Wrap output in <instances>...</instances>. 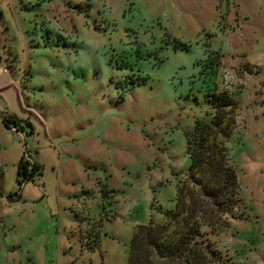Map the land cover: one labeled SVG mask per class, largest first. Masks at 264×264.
I'll return each mask as SVG.
<instances>
[{
  "label": "rangeland",
  "instance_id": "rangeland-1",
  "mask_svg": "<svg viewBox=\"0 0 264 264\" xmlns=\"http://www.w3.org/2000/svg\"><path fill=\"white\" fill-rule=\"evenodd\" d=\"M0 55V264H126L175 206L213 81L241 199L204 228L207 264H264V0H0ZM22 156L43 173L20 186Z\"/></svg>",
  "mask_w": 264,
  "mask_h": 264
},
{
  "label": "trees",
  "instance_id": "trees-1",
  "mask_svg": "<svg viewBox=\"0 0 264 264\" xmlns=\"http://www.w3.org/2000/svg\"><path fill=\"white\" fill-rule=\"evenodd\" d=\"M208 60L202 72L213 81L215 62ZM216 85L213 81L205 92L209 116L198 119L186 133L190 165L177 184L175 206L164 212V221L136 227L126 264H207L221 259L218 251L211 248L204 228L211 227L214 232L213 222L221 216L222 209L232 210L241 198L238 175L230 162L227 145L236 126L237 102L229 91L218 90ZM3 122L18 130L25 127L23 119L15 113H6ZM26 125L33 132L30 121ZM42 173L43 165L37 159L20 158L17 167L20 186ZM21 196L20 193L18 197Z\"/></svg>",
  "mask_w": 264,
  "mask_h": 264
},
{
  "label": "crops",
  "instance_id": "crops-1",
  "mask_svg": "<svg viewBox=\"0 0 264 264\" xmlns=\"http://www.w3.org/2000/svg\"><path fill=\"white\" fill-rule=\"evenodd\" d=\"M8 78H9V77H8ZM6 79H7V78H6ZM7 81H9V82H8V86H9V88H11V84L13 83V82H12V79H11V78H10V79H7ZM37 160L40 162V159L37 158ZM86 180H87V181H90V180H91V177H86Z\"/></svg>",
  "mask_w": 264,
  "mask_h": 264
},
{
  "label": "built area",
  "instance_id": "built-area-1",
  "mask_svg": "<svg viewBox=\"0 0 264 264\" xmlns=\"http://www.w3.org/2000/svg\"><path fill=\"white\" fill-rule=\"evenodd\" d=\"M30 157H28V159H29Z\"/></svg>",
  "mask_w": 264,
  "mask_h": 264
}]
</instances>
